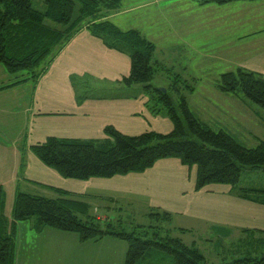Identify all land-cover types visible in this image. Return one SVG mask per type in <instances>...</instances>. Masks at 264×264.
<instances>
[{
	"label": "crops",
	"instance_id": "1",
	"mask_svg": "<svg viewBox=\"0 0 264 264\" xmlns=\"http://www.w3.org/2000/svg\"><path fill=\"white\" fill-rule=\"evenodd\" d=\"M197 6L205 12V17L200 19L201 29L195 37L204 54L209 51L211 30L219 32L220 43L216 42V46L231 50L234 58L230 64L236 69L264 77V0H235L222 5L200 3ZM123 11L124 7H119L107 12L100 20H109ZM210 11L217 16L212 17ZM129 70L128 56L107 48L86 28L80 29L70 39L47 70L36 79L9 82L5 69L0 65V127L12 129L10 120L14 117L20 121L21 127V133L13 130L15 135L11 140L0 141V187L4 192L3 215L8 223L18 191L58 198L59 195L52 190L56 188L67 192L69 199L86 204L88 215L92 216L93 210V216L100 222H112L108 202L117 204L120 200H127L128 194L140 196L146 204L141 206L143 209H159L171 214L170 222L176 229H183L179 230L182 234L190 231L200 233L197 242L186 245L200 251V248L214 245L217 239L221 249L218 256L224 251V242L232 245L234 239L237 244L249 239L264 240V205L239 198L226 185H208L195 191L196 169L183 166L177 159L159 160L143 173L80 181L62 178L33 155L30 147L47 137L104 142L107 139L104 128L107 126L128 136H136L130 131L137 128L140 131L137 135L147 132L150 129H146V125H152L157 131L169 128L172 123L169 119L170 123H167V117L149 112L143 88L136 87L132 94L115 93L133 90V86L118 84ZM88 89L95 93L89 95ZM18 226L19 223L15 228ZM32 226L31 223L25 227L26 233L35 232ZM35 233L38 237L44 234L62 236L53 229ZM106 240L118 246L113 239ZM73 241L76 244L71 248L75 251L72 258L56 259L55 264H96L94 258L78 254L80 242L77 237L69 238L68 246L39 241L37 247L42 249L44 244H52L50 247L55 250H68ZM26 246H31V242ZM111 252L107 257L110 264H124V256H119L116 251L117 260L114 261ZM22 254L20 248V257L25 264H30ZM167 261L171 264L172 260L168 257ZM40 263L53 262L52 258L50 262L43 258ZM206 264L215 263L206 261Z\"/></svg>",
	"mask_w": 264,
	"mask_h": 264
},
{
	"label": "trees",
	"instance_id": "2",
	"mask_svg": "<svg viewBox=\"0 0 264 264\" xmlns=\"http://www.w3.org/2000/svg\"><path fill=\"white\" fill-rule=\"evenodd\" d=\"M121 1L46 0V8L41 12L33 8L31 0H0V65L8 74L30 72L31 76L23 81L36 79L70 39L86 28L107 48L128 56L129 73L118 84L142 85L149 112L164 114L171 121L172 130L167 134L147 131L128 136L107 126L104 142L47 137L30 147L33 155L62 178L80 181L143 173L159 160L177 159L183 166L196 168L195 191L208 185H226L239 198L264 205V188L238 187L242 172L264 171V142L259 141L252 149L245 148L227 132H214L197 119L183 96H179L176 105L166 91L153 86L151 81L159 65L153 59L154 44L134 29L121 30L108 20H100L107 12L117 10ZM231 1L235 0H201V4L222 5ZM176 77L175 82L180 80ZM218 88L224 93L240 92L246 100L264 108V77L259 74L238 68L220 75ZM52 190L58 198L18 191L8 223L3 215L4 192L0 187V264L15 263V225L31 218H35L32 229L36 232L51 228L76 234L80 242L107 236L124 241V264L145 263L150 254L158 251L171 256V264H206L196 247L170 237L166 231L164 236L160 235L159 226L150 227L152 234L146 229L137 232L143 226L128 233L114 222H100L88 215V206L69 199L67 192ZM148 217L158 222L171 221V214L159 209H151ZM254 243L264 244V240L244 241L233 252L235 259L224 264H264V250L255 254Z\"/></svg>",
	"mask_w": 264,
	"mask_h": 264
},
{
	"label": "rangeland",
	"instance_id": "3",
	"mask_svg": "<svg viewBox=\"0 0 264 264\" xmlns=\"http://www.w3.org/2000/svg\"><path fill=\"white\" fill-rule=\"evenodd\" d=\"M45 1L31 0V3L33 8L43 12L46 8ZM199 2L201 3V0H122L120 9L124 7L125 11L108 21L121 30L134 29L154 44L153 59L159 65L154 79L151 81L153 86L162 92L166 91L173 97L176 105L179 96H183L191 113L207 124L214 132L223 130L233 136L245 148H255L259 141L264 142V108L246 100L240 92L236 94L224 93L218 88L220 75L237 70L236 67L230 64L234 55L229 48L221 45L220 47L216 46V42L219 41L220 43V34L212 30L208 36L209 51L207 54H204V49L198 47L195 37L198 35L197 31L201 29L200 19L205 17V12H202L201 8L199 9V6H197L200 4ZM210 14H212V17L217 16L214 11H210ZM228 15L230 14H226V16ZM34 71L37 73V70ZM5 73L9 82L31 76L28 71L16 74ZM176 76H179L180 79L177 82H175ZM136 87H141L142 89L143 86L139 84L133 86V90H130V92L122 93L116 91L115 93L132 94L136 91L134 90L137 89ZM87 93L90 95L94 94L95 91L88 89ZM159 107L163 108L161 104ZM160 115L165 116L164 114ZM260 120L263 122L262 124ZM10 122L12 123V129L5 126L0 127V141L11 140L15 135L13 130L21 133L20 121L14 117ZM167 123H170L168 118ZM172 127V124H170L169 128L163 127L160 131H157L152 125H146V129H150L148 131L154 130L160 133H168ZM143 131L146 130L141 132ZM139 132V128L130 131V133L135 135ZM238 187L264 188V171L242 172ZM127 197V200H120L117 204L108 202V207L111 209L109 217L116 227L124 228L126 232L130 233L136 229L135 227L143 226L137 228V232L146 229L152 234L154 230L150 227L159 226L161 229L160 235L162 236L165 235L164 231H166L170 237H180L184 244H189L192 241L197 242V237L200 235L197 231L182 234L174 227L172 222H158L150 219L148 217L150 210L147 211L141 207L146 204L141 200L140 196L128 194ZM90 214L92 216L95 215L93 210ZM34 219L31 218L27 221L19 222V226L16 227L14 264L26 263L20 257V248L23 253L22 256L27 258V261L31 262H29L30 264H42L40 260L43 258L48 262L52 258V264H55L56 259L68 260V257L72 258V254L75 251H72L71 248L76 244L74 241V244L68 249L69 251L61 248L55 250L50 247L52 244L50 246L44 244L42 249H38L37 244L39 241H48L67 245L69 238L77 237V235L55 229L53 230L62 236L55 237L44 234L38 237L34 229L32 230L35 232H31V234L27 232V234L25 227L33 223ZM117 221H121V224ZM44 229L52 230L51 228ZM103 239L95 242L90 241L89 243L79 241L78 254L82 253V256L86 258H94L96 264H110L111 260L107 259V257L112 250L115 254L111 252V258L114 261L117 260L116 251L119 252V256H124L125 259L124 254H126L127 245L124 241L110 236ZM106 239H113L118 243V246L107 242L108 240ZM216 240L214 245L200 248L206 261L215 264H222L226 261L232 262L236 257L233 252L236 251L240 244H237L236 239H234L232 245L224 242V251L221 256H218L221 249L219 241L217 242ZM30 242L31 246H26ZM254 250H256L255 254L264 250V244L257 245L254 243ZM160 256L162 259L159 260ZM168 257L171 256L159 251L153 252L145 263L139 264H169L167 261Z\"/></svg>",
	"mask_w": 264,
	"mask_h": 264
}]
</instances>
